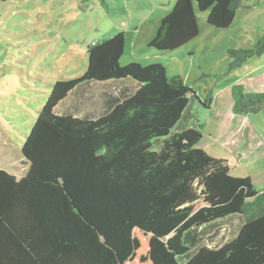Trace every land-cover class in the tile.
<instances>
[{
  "label": "trees",
  "instance_id": "16d2710c",
  "mask_svg": "<svg viewBox=\"0 0 264 264\" xmlns=\"http://www.w3.org/2000/svg\"><path fill=\"white\" fill-rule=\"evenodd\" d=\"M248 1L176 0L149 46L175 50L196 38V7L228 28ZM96 42L82 75L52 84L22 146L27 173L0 168V264H264V190L254 182L264 152L243 161L219 145L235 128L228 108L264 112V91L236 83L213 107V96L199 100L215 108L203 129L175 130L193 94L183 78L169 80L159 63L121 66L123 32ZM263 53L264 36L229 49L228 71ZM96 82L114 96L99 117H79L93 104L55 112ZM234 217L233 237L208 245Z\"/></svg>",
  "mask_w": 264,
  "mask_h": 264
},
{
  "label": "rangeland",
  "instance_id": "374dc122",
  "mask_svg": "<svg viewBox=\"0 0 264 264\" xmlns=\"http://www.w3.org/2000/svg\"><path fill=\"white\" fill-rule=\"evenodd\" d=\"M175 2L0 0V168L17 177L27 173L28 163L22 155V146L52 90V84L82 75L89 62L88 45L107 40L119 32H123L126 42L121 66L131 63L134 55L140 56L143 66L162 64L169 80L181 76L193 90L175 130L184 127L203 129L214 117L215 108L207 109L199 100L205 101L213 96V107L218 98L225 97V90L236 83L244 84L248 90H264V53L249 59L241 68L228 71L229 49H247L264 36V0H249L238 8L236 18L228 28L209 24L208 11L196 7L199 25L196 38L175 50H158L147 43L138 52L135 45L156 35L161 20L171 12ZM94 84L97 86L91 88L89 96L97 98L105 90L102 88L104 83L91 85ZM77 90L73 91V96ZM72 104L78 103H72L67 97L55 112L73 113ZM85 105L80 103L79 107ZM92 112L97 113L96 117L100 116L98 107L89 106L79 117L92 119ZM226 114L224 119L231 121L229 108ZM258 115L264 122V112L251 116L264 134V123L258 120ZM234 132L226 134L219 145L238 154L236 157L243 155L246 160L245 154L250 149L243 137L238 143L225 144ZM254 182L259 190H264V175ZM240 220L234 217L222 223L221 232L208 245L215 246L232 238Z\"/></svg>",
  "mask_w": 264,
  "mask_h": 264
},
{
  "label": "crops",
  "instance_id": "0c3cea01",
  "mask_svg": "<svg viewBox=\"0 0 264 264\" xmlns=\"http://www.w3.org/2000/svg\"><path fill=\"white\" fill-rule=\"evenodd\" d=\"M153 38L154 37L151 36V38H146L145 40L140 41L137 45H135V48L138 49V52H140V50H142V46L144 44L150 43L148 41H151ZM97 41H100V40H97ZM146 54H147V52H146ZM147 56H149V55H147ZM132 59H133L132 62L136 61V62H139L140 64H143V62L140 61V56L134 55ZM127 62L128 61H124L123 63H127ZM98 87H101V85H99ZM102 88L105 89V87H102ZM91 90H90V93L81 94V96H80V98H78V100H72V103H74V102L78 103L77 105L72 104V107L74 108L75 106H77L78 109H81L79 107L80 103H84L86 105L87 104H93L92 106L98 107V113H99V115H101V113L103 111H105V109L114 101V96L113 95L112 96L107 95L106 91L103 90L99 93L97 98H95V97L89 96L92 93ZM115 96H117V95H115ZM84 107L85 106H83L82 108L84 109ZM82 111L83 110H81V112ZM96 114L97 113L94 112L93 116L96 117ZM79 116H80V114H79ZM228 118L229 119L231 118L230 120L235 123V128L232 131L234 132L236 130V128H238V130H236L234 132V134L232 133L229 136V138L227 139L225 144L228 145L229 142L238 143L240 141V139L243 137L244 140L248 143L247 147L250 150H249V153H247V150L245 149V153H247V154L244 153L245 157H247L246 160L243 159L244 156L241 154L239 155V157H241V159L243 161H248V160H251L258 155H261L264 152V134L261 133V130L257 128V123H256L254 117H252L251 115L237 116L236 114L231 112V114L228 116ZM257 118H258V120H261L263 122V117H261V115H258ZM263 129H262V131H264ZM237 152H238V150H235V153H237ZM233 155L238 156V154H233ZM240 222H241V220L239 221V224H240Z\"/></svg>",
  "mask_w": 264,
  "mask_h": 264
},
{
  "label": "built area",
  "instance_id": "2783aa9c",
  "mask_svg": "<svg viewBox=\"0 0 264 264\" xmlns=\"http://www.w3.org/2000/svg\"><path fill=\"white\" fill-rule=\"evenodd\" d=\"M94 44L97 43L96 41L93 42Z\"/></svg>",
  "mask_w": 264,
  "mask_h": 264
},
{
  "label": "water",
  "instance_id": "95a60500",
  "mask_svg": "<svg viewBox=\"0 0 264 264\" xmlns=\"http://www.w3.org/2000/svg\"><path fill=\"white\" fill-rule=\"evenodd\" d=\"M25 157V156H24Z\"/></svg>",
  "mask_w": 264,
  "mask_h": 264
}]
</instances>
